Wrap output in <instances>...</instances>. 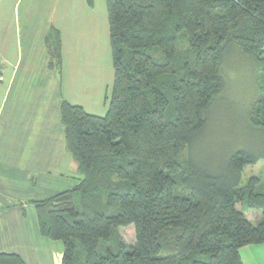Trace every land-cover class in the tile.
<instances>
[{
    "label": "trees",
    "instance_id": "16d2710c",
    "mask_svg": "<svg viewBox=\"0 0 264 264\" xmlns=\"http://www.w3.org/2000/svg\"><path fill=\"white\" fill-rule=\"evenodd\" d=\"M106 3L115 73L107 113L62 104L84 180L35 203L41 234L64 244L61 264H243L240 250L264 243V189L244 177L264 161V95L230 137L214 121L230 56L256 62L264 86V0ZM254 210L261 219H248ZM130 226L135 244L110 247ZM0 264L26 263L0 253Z\"/></svg>",
    "mask_w": 264,
    "mask_h": 264
},
{
    "label": "crops",
    "instance_id": "0c3cea01",
    "mask_svg": "<svg viewBox=\"0 0 264 264\" xmlns=\"http://www.w3.org/2000/svg\"><path fill=\"white\" fill-rule=\"evenodd\" d=\"M0 59V253L61 264L64 244L41 234L35 203L84 180L61 110L66 102L107 113L115 73L106 0H0ZM89 74L102 79L92 83ZM240 256L243 264H264V243Z\"/></svg>",
    "mask_w": 264,
    "mask_h": 264
},
{
    "label": "rangeland",
    "instance_id": "374dc122",
    "mask_svg": "<svg viewBox=\"0 0 264 264\" xmlns=\"http://www.w3.org/2000/svg\"><path fill=\"white\" fill-rule=\"evenodd\" d=\"M262 58H264V55ZM227 63V69H229L227 89L217 107L216 118L214 121L215 131L221 134L222 137H230V133L233 132V130L237 133L239 127L242 125V116L249 108L251 101L260 96L261 93L264 95V86H262L261 90L262 71L259 69L256 62L254 63L252 60L245 58L240 54H235L234 56H230ZM89 75L92 83L94 82L93 78L102 79L94 74ZM111 79L113 80V76H111ZM110 95L111 94H109V97ZM96 106L97 113L103 112V105L96 102ZM105 109L106 107H104V111ZM244 177L245 179L258 177L261 181V191H263L264 161L259 162L253 167H249L245 172ZM260 215H262V212L257 210L248 212V216L252 220H257ZM112 239L113 240L109 245L110 247H114L120 241L125 242L128 246H133L136 239L134 228L130 226L116 229L113 233Z\"/></svg>",
    "mask_w": 264,
    "mask_h": 264
},
{
    "label": "built area",
    "instance_id": "2783aa9c",
    "mask_svg": "<svg viewBox=\"0 0 264 264\" xmlns=\"http://www.w3.org/2000/svg\"><path fill=\"white\" fill-rule=\"evenodd\" d=\"M2 66H3V62H2V60L0 59V79H1V73H2Z\"/></svg>",
    "mask_w": 264,
    "mask_h": 264
}]
</instances>
